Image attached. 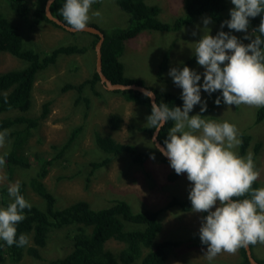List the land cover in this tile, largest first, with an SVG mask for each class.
Listing matches in <instances>:
<instances>
[{"label": "rangeland", "instance_id": "obj_1", "mask_svg": "<svg viewBox=\"0 0 264 264\" xmlns=\"http://www.w3.org/2000/svg\"><path fill=\"white\" fill-rule=\"evenodd\" d=\"M80 5V24H96L104 30L125 27L128 13L122 10L116 0H71ZM161 8L159 18L172 22L183 15L185 0H144ZM33 3L34 0H29ZM232 8L237 0H228ZM0 9L19 25L20 33L27 47L47 52L62 44L88 46L84 54L59 55L54 65L38 73L33 88V103L25 116L41 113L43 103L51 101V110L41 125L33 130L26 143L30 163L14 166L12 176L8 169L0 166V187L6 185L12 193L21 180H28L35 174L38 161L35 156H57L72 129L82 125L83 129L72 143L68 153L57 158L44 179L46 186L57 198V206L64 207L75 200L84 199L94 207L111 204V198L123 197L130 200L133 210L159 209L173 198L186 199L196 189V176L188 169H181L179 179L169 181L168 174L176 171L173 163L163 162L157 154L147 161L145 167H128L127 155L118 156L112 162L95 171L88 181L90 162L101 160L106 154L97 145L95 133L112 136L116 142L135 143L140 149L155 146L152 137L137 131L150 127L146 109L127 101L123 95L107 90L100 82L96 90L88 86L84 95L90 98L88 106L76 103L77 91L62 92L66 83H80L96 69L95 48L90 44L93 37L83 31L73 35L50 22L36 23L34 19L24 21L13 12L7 3L0 1ZM219 26L208 14H202L193 25L176 31L145 30L138 36L125 41L121 56L124 72L130 77L144 79L148 86L159 90H171L183 99L179 116L171 134L187 145V153L194 162L211 160L222 166L232 181L241 180L247 173L255 175L264 187V120L255 123L256 111L263 101L262 89L249 75L264 78V65L249 66L238 79V87L231 92L232 101L205 112L212 102V89L217 84L224 68H238L243 63V48L250 42L251 31L234 28L222 45L211 49L209 56L196 62L186 70L182 64L195 53L207 48L218 36ZM171 48V49H170ZM169 50L168 68L163 78L157 75L164 53ZM8 52L0 51V73L24 67L26 63ZM87 107V108H86ZM17 113H21L20 111ZM122 116L119 131H113L107 123L110 114ZM15 115V114H14ZM133 124V125H132ZM133 128V129H131ZM136 128V130H134ZM248 133L251 142L243 156L239 155L241 135ZM102 138L104 136H101ZM150 139V140H149ZM259 145L258 150L256 147ZM7 143H0V155L8 150ZM28 198L39 205L44 200L26 184ZM143 206L144 208H140ZM0 208L6 207L0 202ZM230 203L209 183L201 191V197L191 211L171 207L163 211V228L159 233L162 240H187L195 234L229 238L217 245L188 248L187 243L175 247L169 253L167 264H236L240 261L239 214ZM253 218L263 223L252 232L255 259L264 260V193L262 203L253 209ZM7 219L0 221V237L7 234ZM67 229L50 233L48 242L41 250V258L25 253L23 264H40L63 255L61 246L71 244L66 237ZM29 244H32L30 239ZM106 246L113 251L123 247L116 240ZM236 250V251H235Z\"/></svg>", "mask_w": 264, "mask_h": 264}, {"label": "trees", "instance_id": "obj_2", "mask_svg": "<svg viewBox=\"0 0 264 264\" xmlns=\"http://www.w3.org/2000/svg\"><path fill=\"white\" fill-rule=\"evenodd\" d=\"M3 1L24 21L30 19H34L36 23L47 21L63 28L47 17L45 13L47 0H34L33 3L29 0ZM116 3L129 15L127 26L104 30L96 24H90L101 29L105 35L101 47L103 73L113 83H136L154 90L156 101L166 117V122L158 133L159 141L181 161L209 173L227 194L241 205L246 215L247 238L253 249L252 232L263 222L255 220L252 214L253 209L262 203L264 187L260 186L255 175L250 172L241 180L232 181L219 164L208 159L194 162L187 153L186 143L171 134L180 108L184 104L183 99L171 90H159L154 86H148L142 78L127 76L120 58L125 50V41L138 36L142 31L180 30L184 26L193 25L200 15L208 14L209 18L219 26L218 36L207 48L195 53L182 64L181 69L184 71L196 62L207 58L211 49L222 45L230 37L234 28H247L251 31V39L243 48V63L238 68H224L220 72L218 82L212 89L213 102L204 108L205 112L210 111L232 101L231 92L238 87V79L249 66L264 65V0H237L232 8H229L228 0H185L183 15L172 22L160 20L161 8L156 4H148L144 0H116ZM50 8L52 14L66 24L81 25L79 4L72 3L71 0H54ZM76 32L70 33L76 35ZM84 33L93 37L90 46L95 48L99 36ZM87 47L62 44L47 52H39L27 47L19 25L0 9V51L8 52L26 63L24 67L0 73V143H7L9 147L0 155V166L7 167L9 176H12L15 164L30 163V158L26 153V143L33 130L41 125L51 110V101H47L43 103L39 115H23L32 107L33 88L38 73L54 65L59 55L84 54ZM169 57V50H167L159 65L157 72L159 78L164 77ZM249 79L262 89L263 101L256 111L255 119V123H260L264 120V78L250 74ZM98 84H100V76L95 69L91 77L77 84L66 83L61 90L62 92L71 89L77 91L76 103L84 102L88 106L90 98L84 95V90L88 86L98 94L96 90ZM113 92L123 95L127 101L137 106L145 107L146 118L151 121L152 125L140 127L137 131L147 134L149 138L152 137L160 122V116L155 111L150 97L133 89L114 90ZM19 111L21 113H17ZM122 122V116L116 113L110 114L107 119L108 126L113 131H119ZM82 129V125L74 127L62 145L54 146L58 149L57 156L36 155L35 160L39 164L37 171L27 181H19L12 193L6 185L0 187V202L6 207V210L0 208V221L7 219L8 222L7 234L0 237V264H23L25 253L41 258V250L45 248L50 233L61 229H67L66 237L69 238L71 244H68L66 249L65 245L61 246L64 250L63 255L40 264H167L169 253L179 245L187 243L188 248L206 247L217 245L229 238V234L220 236L195 234L187 240L180 241L162 240L158 236L163 228L161 215L164 210L179 207L182 211H191L200 199L201 191L209 183L197 173H194L196 189L190 197L186 199L173 197L165 207L159 209L146 207L148 209L135 211L130 200L120 196L111 198V204L102 207H94L84 199L75 200L64 207L57 206V198L46 186L44 179L53 162L69 152L72 143ZM94 136H96L97 145L106 155L101 160L90 162L91 170L88 181L96 170L104 168L114 158L122 155H127L129 158L128 167L143 168L154 154H157L161 161L170 163L155 146L140 149L135 143L116 142L112 136L100 133H95ZM251 139L252 136L248 133L241 135L240 156L245 154ZM258 148L259 145L256 151ZM175 167L176 171L168 174L167 179L171 182L179 179L181 169H186L178 165ZM26 184L44 200L42 206L28 198ZM222 199L229 204L223 197ZM140 208L144 207L140 206ZM236 232H239V228ZM30 239L32 244H29ZM110 240L121 242L123 247L113 251L106 246ZM240 257L237 264H251L242 243H240ZM256 260L264 263V260Z\"/></svg>", "mask_w": 264, "mask_h": 264}, {"label": "water", "instance_id": "obj_3", "mask_svg": "<svg viewBox=\"0 0 264 264\" xmlns=\"http://www.w3.org/2000/svg\"><path fill=\"white\" fill-rule=\"evenodd\" d=\"M53 1L54 0H47L46 7H45V13L50 20L56 22L58 25H60L61 27L65 28L66 30L71 31V32L84 31V32L96 34L99 36V39H98L97 43L95 44V53H96L95 65H96V71L98 72V74L100 76V82L104 85V87L107 90L114 91V90L133 89V90L141 91L150 97L151 103H152L155 111L160 116V122H159L158 126L156 127V129L154 130V133L152 136V140L155 143V147L162 153V155L164 157H166L174 165H178V166L184 167V168H186V169H188L194 173L201 174L208 183H210L211 185H213L216 188V190L220 193V195L228 203H230L232 206H234L237 209V211L239 213V234H240V238H241V243L243 244V246L246 250L248 259H249L251 264H264V263L258 262L253 256L252 249H251L250 243H249L248 238H247L246 215H245V212H244L243 208L241 207V205L239 203H237L236 201H234L227 194L225 189L209 175V173H207L204 170L198 169L189 163L181 161L172 152L167 150L166 147L159 141L158 133H159L162 125L166 122V117H165V114L160 109V107L156 101V93L154 92V90H152L151 88H149L147 86H143V85L136 84V83H133V84L113 83L110 79H108V77L102 71L101 47H102V43H103L104 38H105L104 32L101 29H99L98 27H96L94 25H90V24L79 25V26H71V25L66 24L60 18H58L52 14L50 6L53 3Z\"/></svg>", "mask_w": 264, "mask_h": 264}, {"label": "crops", "instance_id": "obj_4", "mask_svg": "<svg viewBox=\"0 0 264 264\" xmlns=\"http://www.w3.org/2000/svg\"><path fill=\"white\" fill-rule=\"evenodd\" d=\"M235 251H236V250H235ZM239 254H240V248H239ZM237 263H238V262H237ZM237 263H236V264H237Z\"/></svg>", "mask_w": 264, "mask_h": 264}, {"label": "bare ground", "instance_id": "obj_5", "mask_svg": "<svg viewBox=\"0 0 264 264\" xmlns=\"http://www.w3.org/2000/svg\"><path fill=\"white\" fill-rule=\"evenodd\" d=\"M192 60V59H191ZM172 163V162H171ZM60 210V209H59ZM181 241V240H180ZM175 244V243H174Z\"/></svg>", "mask_w": 264, "mask_h": 264}]
</instances>
